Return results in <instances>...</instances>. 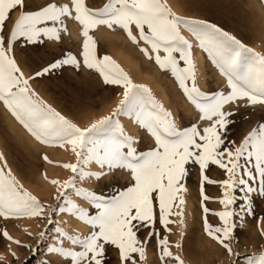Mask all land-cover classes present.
Returning a JSON list of instances; mask_svg holds the SVG:
<instances>
[{
  "label": "snow or ice",
  "instance_id": "1",
  "mask_svg": "<svg viewBox=\"0 0 264 264\" xmlns=\"http://www.w3.org/2000/svg\"><path fill=\"white\" fill-rule=\"evenodd\" d=\"M14 12L19 13L15 20L11 15ZM66 19L82 26L83 66L95 70L105 85L123 89V98L113 113L86 128L77 126L39 99L30 87L31 79L49 75L65 65L78 70L81 61L77 56L67 52L33 76L25 77L14 54L17 43L26 48L39 45L45 39L59 41L61 33L67 31ZM9 24L12 25L10 28ZM100 25L112 30L119 28L134 44L143 42L147 45L140 51L175 78L188 101L198 110L199 119L207 125L193 124L181 129L173 114L155 99L147 86L133 83L110 56H98L96 41L89 33ZM182 28L191 33L226 78V91L208 95L197 87L192 44L181 34ZM0 102L41 144L60 147L68 144L75 153V163L62 165L71 170L73 177L63 184L58 180L51 181L58 186L59 192L56 197L59 203L55 207L42 204L25 190L0 153L3 162L0 166V217L5 220L22 217L47 220L56 233L49 253L58 255L66 264L69 260L70 264H107L109 247L118 251L119 264H140L145 259V245L154 236L158 238L160 259L165 264L168 260L184 264L169 250L167 236L160 238L156 224L158 222L165 231H170L168 225L174 223L170 220L173 215L180 216L183 223V193L187 192L184 182L190 174L189 165L199 168L204 231L230 255L233 254L230 241L237 227L234 218L243 222L246 216L254 215L253 194L264 198V122L253 128L239 146L228 138L231 125L235 123L232 117L238 108H264V54L215 23L176 15L165 0H108L101 8L89 7L85 0L48 2L38 8L33 7L32 0H0ZM121 116L133 119L145 130L153 147L138 151L134 146L136 139L126 134L120 124ZM44 159L52 163L47 156ZM92 164L106 168L107 172L86 171ZM210 165L224 170L228 178L223 181L210 179L206 175ZM115 169L128 171L132 180L131 186L115 196L105 198L76 187L77 178L99 180ZM216 183L225 189L219 201L224 210L212 213L221 221L218 227L208 220L211 210L205 202L211 198L204 191L205 184ZM61 189H72L75 195L95 208V214L76 204ZM237 190L242 193L239 198L234 194ZM238 199L241 203L237 208ZM177 208L180 211H176ZM65 213L91 225V233L81 237L65 232L53 219L55 215ZM145 229L147 237L141 241L139 233ZM48 231L46 228L39 233L41 241ZM0 236L29 247L14 240L7 230L0 232ZM64 240L78 245L80 250L65 248ZM12 255L18 259L15 252ZM247 264H264V254L247 258Z\"/></svg>",
  "mask_w": 264,
  "mask_h": 264
},
{
  "label": "rangeland",
  "instance_id": "2",
  "mask_svg": "<svg viewBox=\"0 0 264 264\" xmlns=\"http://www.w3.org/2000/svg\"><path fill=\"white\" fill-rule=\"evenodd\" d=\"M48 2L70 3V0H32L34 8ZM107 2L108 0H85V3L92 8H101ZM165 2L176 15L215 23L248 47L264 54V0H165ZM11 15L15 20L19 13L14 12ZM11 26L9 24V28ZM66 26L67 31L61 33L59 41L45 39L39 45L26 48L17 43L14 54L25 77L33 76L43 67L63 58L67 52L77 56L81 61L78 70L65 65L49 75L31 79L30 87L37 93L39 99L44 100L77 126L86 128L113 113L123 98V89L119 86L105 85L103 78L95 70L83 66L82 26L71 19H66ZM89 34L96 41L97 55L110 56L129 75L133 83L147 86L155 99L173 114L178 127L183 129L193 124L201 127L207 125L206 121L199 119L198 110L188 101L175 78L169 72L162 71L154 60L148 59L140 51V48L148 47L147 45L143 42L139 45L134 44L123 30L108 29L104 25L91 30ZM181 34L192 44L197 87L208 95L226 91V78L211 63L207 53L198 46V41L186 29L182 28ZM161 55L164 53L161 52ZM183 66L184 63L181 61V67ZM164 94L168 96L167 101L164 99ZM232 119L235 123L231 125L228 138L235 141V146H239L253 128L264 122V108L240 107ZM119 120L125 133L136 139L137 144L134 146L138 151L144 152L153 147L149 134L133 119L121 116ZM0 153H3L8 168L25 190L44 205L55 207L59 203L56 199L59 195L58 186L51 181L58 180L63 184L73 177L74 174L70 169L62 167L66 163L76 162L71 145L65 144L64 147H60L41 144L0 102ZM45 156L52 163L46 161ZM0 166H3L2 161ZM189 168L190 174L184 182L187 192L183 193L185 200L182 206L183 223L180 216L173 215L170 220L174 223L168 225L170 231H165L158 222L156 224L160 238L167 236L169 250L173 256H179L184 264H247V258L264 254V234H262L264 233V198L253 194L254 215L246 216L243 222L234 218L237 227L230 241L233 248V254L230 255L220 243L204 231L199 168L196 165H189ZM86 171L107 172V169L92 164ZM206 175L215 181L228 178L224 170L216 165H210ZM131 184L128 171L115 169L99 180L94 177L85 180L77 178L76 187L110 198L126 190ZM61 190L66 191L76 204L88 209L90 214H95V208L75 195L72 189ZM204 191L211 198L205 202V206L211 210L208 220L213 226H221L219 218L212 213L224 210V206L219 201L223 198L225 189L219 183L205 184ZM234 194L238 198L242 196L239 190ZM240 203L238 199L235 207L238 208ZM176 211L180 209L177 208ZM53 219L69 235L85 237L92 231L91 225L70 214L55 215ZM52 227L48 225L47 220L40 218L22 217L5 220L0 217V232L7 230L14 240H19L21 245L29 246L22 247L0 236V257H3L0 259V264H66V261L58 255L49 253V247L55 243L53 238L56 236L51 230ZM46 228L49 231L46 238L41 241L39 233ZM146 237L147 229L139 233L141 241L146 240ZM177 244H180V247H176ZM63 246L80 250L78 245H71L67 240H64ZM13 252L18 259L13 257ZM145 253V259L140 264H165V261L160 259L161 249L157 237L154 236L145 245ZM107 255L109 257L107 264H119L118 251L114 247L108 248ZM67 264H70V260ZM168 264L174 262L168 260Z\"/></svg>",
  "mask_w": 264,
  "mask_h": 264
},
{
  "label": "bare ground",
  "instance_id": "3",
  "mask_svg": "<svg viewBox=\"0 0 264 264\" xmlns=\"http://www.w3.org/2000/svg\"><path fill=\"white\" fill-rule=\"evenodd\" d=\"M101 29V28H100ZM108 31V30H107ZM107 33V32H106ZM76 34V33H75ZM108 34V33H107ZM167 98H168V96H166L165 94H164V99H165V101H167ZM127 126L129 127V125L127 124ZM76 220V219H75ZM74 220V221H75ZM76 222V221H75Z\"/></svg>",
  "mask_w": 264,
  "mask_h": 264
}]
</instances>
